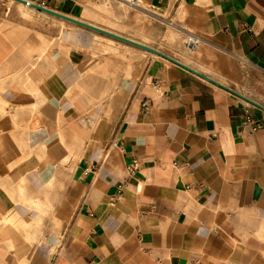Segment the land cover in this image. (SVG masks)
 Returning <instances> with one entry per match:
<instances>
[{
  "label": "crops",
  "instance_id": "crops-1",
  "mask_svg": "<svg viewBox=\"0 0 264 264\" xmlns=\"http://www.w3.org/2000/svg\"><path fill=\"white\" fill-rule=\"evenodd\" d=\"M29 1L264 105V0H113L175 14L176 53L78 16L104 0ZM25 8L0 0V264H264V111L100 33L60 41Z\"/></svg>",
  "mask_w": 264,
  "mask_h": 264
},
{
  "label": "rangeland",
  "instance_id": "rangeland-1",
  "mask_svg": "<svg viewBox=\"0 0 264 264\" xmlns=\"http://www.w3.org/2000/svg\"><path fill=\"white\" fill-rule=\"evenodd\" d=\"M121 3L120 1L104 0L103 3L91 5L87 14L78 16H85L93 22L109 26L171 53H176L189 39L188 33L175 14L158 10H144L138 6ZM25 10L34 13L35 15L32 17L49 29L53 36L59 33L60 41L85 48L90 45L91 38L94 43L100 40L97 37L98 34L92 30L46 13H39L38 10L27 8V6ZM34 214L40 220L41 214L46 213ZM50 216L52 218V212ZM35 230L40 231V229Z\"/></svg>",
  "mask_w": 264,
  "mask_h": 264
},
{
  "label": "water",
  "instance_id": "water-1",
  "mask_svg": "<svg viewBox=\"0 0 264 264\" xmlns=\"http://www.w3.org/2000/svg\"><path fill=\"white\" fill-rule=\"evenodd\" d=\"M13 1H16V2H19V3H22L24 5H27L29 7H32L38 11H41V12H44V13H47L49 15H52V16H55L57 18H60L64 21H67V22H70V23H73L75 25H78V26H81L83 28H86V29H89V30H92L94 32H97V33H100L102 35H105V36H108V37H111V38H114L116 40H119V41H122V42H125V43H128L130 45H133V46H136L138 48H141L145 51H148L150 53H153V54H156V55H159L181 67H183L184 69L190 71L191 73L217 85L218 87H221L231 93H233L234 95L240 97L241 99H243L244 101L258 107L259 109L263 110L264 111V105L259 103L258 101L242 94L241 92L239 91H236L234 90L233 88L213 79L212 77L208 76V75H205L203 74L202 72L182 63L181 61L175 59L174 57L168 55L167 53L159 50V49H156L150 45H147V44H144L142 42H139V41H136L134 39H131V38H128V37H125L123 35H120V34H117L113 31H110V30H107L105 28H102V27H99L97 25H94L92 23H89V22H86V21H83L81 19H78L76 17H73V16H70V15H67L65 13H62V12H59L57 10H53L51 8H48L46 6H43L39 3H35V2H32V1H29V0H13Z\"/></svg>",
  "mask_w": 264,
  "mask_h": 264
},
{
  "label": "built area",
  "instance_id": "built-area-1",
  "mask_svg": "<svg viewBox=\"0 0 264 264\" xmlns=\"http://www.w3.org/2000/svg\"><path fill=\"white\" fill-rule=\"evenodd\" d=\"M139 0H131L132 4H136ZM245 31H251V29L248 26H244ZM199 44L198 39L189 40L188 47L191 50H194ZM247 121L253 124V129H258L261 127L260 123L253 121L252 119L247 117ZM140 167V161L138 158H133L131 163L128 165V170L131 174H134L138 171Z\"/></svg>",
  "mask_w": 264,
  "mask_h": 264
},
{
  "label": "bare ground",
  "instance_id": "bare-ground-1",
  "mask_svg": "<svg viewBox=\"0 0 264 264\" xmlns=\"http://www.w3.org/2000/svg\"><path fill=\"white\" fill-rule=\"evenodd\" d=\"M13 1V0H12ZM25 6H27V5H25ZM27 7H29V6H27ZM30 8H32V7H30ZM32 9H34V8H32ZM36 10V9H35Z\"/></svg>",
  "mask_w": 264,
  "mask_h": 264
}]
</instances>
